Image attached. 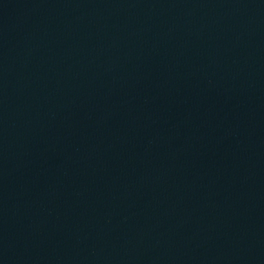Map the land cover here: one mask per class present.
Returning a JSON list of instances; mask_svg holds the SVG:
<instances>
[{
    "label": "water",
    "instance_id": "obj_1",
    "mask_svg": "<svg viewBox=\"0 0 264 264\" xmlns=\"http://www.w3.org/2000/svg\"><path fill=\"white\" fill-rule=\"evenodd\" d=\"M0 264H264V0H0Z\"/></svg>",
    "mask_w": 264,
    "mask_h": 264
}]
</instances>
